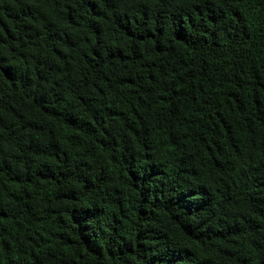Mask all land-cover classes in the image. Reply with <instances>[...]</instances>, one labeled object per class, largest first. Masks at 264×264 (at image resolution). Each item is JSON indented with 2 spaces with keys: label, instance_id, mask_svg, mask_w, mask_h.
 <instances>
[{
  "label": "trees",
  "instance_id": "obj_1",
  "mask_svg": "<svg viewBox=\"0 0 264 264\" xmlns=\"http://www.w3.org/2000/svg\"><path fill=\"white\" fill-rule=\"evenodd\" d=\"M0 264H264V0H0Z\"/></svg>",
  "mask_w": 264,
  "mask_h": 264
}]
</instances>
